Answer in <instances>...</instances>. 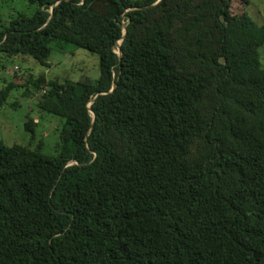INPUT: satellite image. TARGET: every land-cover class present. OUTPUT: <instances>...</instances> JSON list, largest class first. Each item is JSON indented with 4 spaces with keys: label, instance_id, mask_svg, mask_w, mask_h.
Here are the masks:
<instances>
[{
    "label": "trees",
    "instance_id": "obj_1",
    "mask_svg": "<svg viewBox=\"0 0 264 264\" xmlns=\"http://www.w3.org/2000/svg\"><path fill=\"white\" fill-rule=\"evenodd\" d=\"M29 1L0 55L74 44L99 75L24 84L59 139H0V264H264V22L231 0Z\"/></svg>",
    "mask_w": 264,
    "mask_h": 264
},
{
    "label": "rangeland",
    "instance_id": "obj_2",
    "mask_svg": "<svg viewBox=\"0 0 264 264\" xmlns=\"http://www.w3.org/2000/svg\"><path fill=\"white\" fill-rule=\"evenodd\" d=\"M231 6L233 11L246 10L255 21L264 22V0H231ZM34 7L29 0H0V19L7 20L20 12L31 14ZM52 44L48 67L31 55H0V97L10 82L17 85L8 88L6 97L0 98V139L7 144L29 143L32 146L41 142V150L48 154L56 151L61 117L40 106L39 100L46 89L45 86L25 95L24 84H29L32 89L31 82L41 71L46 73L47 78L58 74L75 80L82 75L92 79L99 75V57L96 52L74 44ZM116 50L118 51L117 48ZM259 52L260 62L264 66V42L259 46ZM29 116L36 121L33 135L24 127Z\"/></svg>",
    "mask_w": 264,
    "mask_h": 264
},
{
    "label": "water",
    "instance_id": "obj_3",
    "mask_svg": "<svg viewBox=\"0 0 264 264\" xmlns=\"http://www.w3.org/2000/svg\"><path fill=\"white\" fill-rule=\"evenodd\" d=\"M157 1V0H156ZM125 32V31H124ZM119 51V50H118Z\"/></svg>",
    "mask_w": 264,
    "mask_h": 264
}]
</instances>
